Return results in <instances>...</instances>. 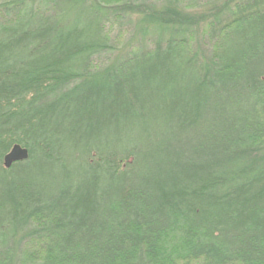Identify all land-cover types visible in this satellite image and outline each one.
Masks as SVG:
<instances>
[{
  "label": "trees",
  "instance_id": "16d2710c",
  "mask_svg": "<svg viewBox=\"0 0 264 264\" xmlns=\"http://www.w3.org/2000/svg\"><path fill=\"white\" fill-rule=\"evenodd\" d=\"M0 264H264V0L0 2Z\"/></svg>",
  "mask_w": 264,
  "mask_h": 264
},
{
  "label": "water",
  "instance_id": "95a60500",
  "mask_svg": "<svg viewBox=\"0 0 264 264\" xmlns=\"http://www.w3.org/2000/svg\"><path fill=\"white\" fill-rule=\"evenodd\" d=\"M29 151L26 147L20 144H14L9 152L4 156V166L9 167L13 162L23 161L28 159Z\"/></svg>",
  "mask_w": 264,
  "mask_h": 264
},
{
  "label": "rangeland",
  "instance_id": "374dc122",
  "mask_svg": "<svg viewBox=\"0 0 264 264\" xmlns=\"http://www.w3.org/2000/svg\"><path fill=\"white\" fill-rule=\"evenodd\" d=\"M4 0H0V2H3ZM183 1H187V0H183Z\"/></svg>",
  "mask_w": 264,
  "mask_h": 264
}]
</instances>
